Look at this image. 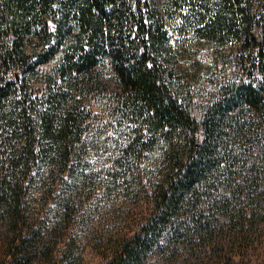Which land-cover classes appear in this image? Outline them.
Listing matches in <instances>:
<instances>
[{
  "label": "trees",
  "instance_id": "trees-1",
  "mask_svg": "<svg viewBox=\"0 0 264 264\" xmlns=\"http://www.w3.org/2000/svg\"><path fill=\"white\" fill-rule=\"evenodd\" d=\"M254 134L264 0H0V264H249Z\"/></svg>",
  "mask_w": 264,
  "mask_h": 264
},
{
  "label": "rangeland",
  "instance_id": "rangeland-1",
  "mask_svg": "<svg viewBox=\"0 0 264 264\" xmlns=\"http://www.w3.org/2000/svg\"><path fill=\"white\" fill-rule=\"evenodd\" d=\"M237 80H241V79H244L245 80V76L241 77L239 76L238 74H235L234 75ZM250 79H247V83H250ZM208 104L206 101H203V102H199L197 104H195V110L193 111V114L196 118L197 121H199L200 124H203L204 123V117H203V110H206L208 107ZM259 136L257 134H254L253 137H251L248 141V147L250 148L249 150L251 152H248L244 155L243 157V161H239L240 163L241 162H248L249 161H256L257 160V156H258V161H259V164H258V167H264V140L262 141L263 143V146L260 144V148L258 147V144H259ZM263 148V150H262ZM260 149V150H258ZM253 151H255L253 153ZM263 159V161L260 162V160ZM252 166L255 165V163H250ZM257 167V165L255 166ZM260 170V169H259ZM262 170V169H261ZM264 170V169H263ZM100 215H98L96 217L99 218ZM95 219V220H96ZM106 220L104 219V217H101L98 222L100 223H103L105 222ZM263 229H264V225H263ZM264 239H263V242L261 245L258 246L257 249H254L252 252H251V256L249 257L248 261L250 262L249 264H262L264 261ZM101 263V260L100 258L98 257H93L91 255L87 256V258L85 259H82L81 261H79L77 264H100Z\"/></svg>",
  "mask_w": 264,
  "mask_h": 264
}]
</instances>
